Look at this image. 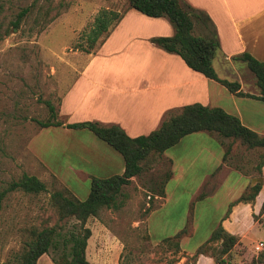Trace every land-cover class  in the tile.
Wrapping results in <instances>:
<instances>
[{
	"label": "rangeland",
	"instance_id": "374dc122",
	"mask_svg": "<svg viewBox=\"0 0 264 264\" xmlns=\"http://www.w3.org/2000/svg\"><path fill=\"white\" fill-rule=\"evenodd\" d=\"M0 5V194L6 193L0 209V264L14 262L32 238V232L46 227H56L60 231L57 237L60 248L52 249L49 254L53 259L64 250L63 238L67 232L79 222L72 217L62 220L52 202V193L67 189L78 199L86 200L91 179L96 177L94 174L97 177L106 174L91 163L92 159L105 153L124 163L118 151L90 130L65 126L79 119L70 120L66 106L60 112L63 93L76 80L81 79L83 85L87 83V77H80L87 64H112L121 66L122 70L123 65L138 60L135 51L141 46L134 42L137 36L169 31L157 20L132 9L129 0H0ZM25 7H29L30 12L16 28L12 22ZM103 9L123 15L130 10L125 15L124 26L112 36L115 26L108 35L100 38L92 53H87L84 50L86 36ZM165 21L171 23L168 18ZM195 33L211 35L201 21L195 23ZM108 37H112L111 41L102 46ZM215 58L214 66L220 76L232 81L242 80L249 92L259 90L254 73L244 61L232 59L227 62L220 50ZM88 88L87 84L83 91ZM223 89L228 93L226 88ZM80 94L69 102L68 107L80 105ZM47 101L55 106L56 119L62 121L63 126L43 128L39 124V121L52 119ZM246 106L257 121L264 117V102L248 100ZM205 135L206 139L185 142L182 147L189 146L192 156L198 151L202 156L208 155L209 152L200 153L197 146H218V134L210 136L205 132ZM230 143L227 165L250 177H259L263 150L248 149L230 139L225 142L226 149ZM175 149L179 150L181 146ZM195 166L198 177L204 171V165L197 161ZM170 171V162L163 155H156L150 169L133 177L131 184L123 187L119 196L123 203L121 208H104L98 217L89 218L87 226L95 230L89 256L87 254L92 264L198 263L202 255H195L197 249L208 240L216 224L222 225L230 216L238 203L236 199L227 201L237 195L242 182L237 183L238 175L234 173L217 195L189 204L197 183L173 181L169 189L174 198L168 206L161 207L160 185ZM24 174L40 178L47 190L41 193L8 191L10 184ZM208 187L213 188L214 184ZM229 189L233 195H225ZM192 204L193 234L177 249L164 239L186 226ZM256 220V216H252L244 226L252 225ZM261 221L250 232L252 243L236 245L226 255L227 264H251L264 253V249L256 251L259 242H264V217ZM111 239L119 243V247Z\"/></svg>",
	"mask_w": 264,
	"mask_h": 264
},
{
	"label": "crops",
	"instance_id": "0c3cea01",
	"mask_svg": "<svg viewBox=\"0 0 264 264\" xmlns=\"http://www.w3.org/2000/svg\"><path fill=\"white\" fill-rule=\"evenodd\" d=\"M185 1L211 17L221 42L222 57L227 62H232L233 56L244 52H248L257 59L264 61V0ZM129 10L127 11L129 12ZM128 12H125L111 32L112 36L124 26L125 15ZM152 19L161 23L169 32L137 36L134 42L141 46L135 51L138 60L132 61L130 65H123L122 70L121 66L112 64H87L82 68L80 77L88 78L85 85L88 84L89 88L86 92L83 91L85 85L80 83L81 79L76 80L63 93L60 112L66 106L70 120L76 118L79 119L76 122L99 121L104 124H119L131 137H137L156 130L170 111L188 104L201 103L212 107H222L227 112L238 116L243 124L264 135V117L257 121V118L250 114L249 108L246 106L248 100L257 102L262 100L239 97L231 93L221 83L192 70L179 55L166 52L156 46L151 42V38L172 36L175 30L171 23L165 21L166 18ZM111 39L112 37L105 39L102 46H106ZM94 56L95 54L91 58L93 59ZM91 72L94 74H90ZM219 77L225 78L220 75ZM239 82L243 92L259 95L260 92L257 88L253 92H249L247 85L242 80H239ZM223 88H226L228 93H225ZM79 94L81 96L80 105L68 107L69 102L77 98ZM84 106H86V111ZM206 133L210 136L216 134ZM216 136L219 142L218 146H210V144L197 146L200 148V153L209 152L208 155L202 156L198 151L197 155L192 156L189 146L184 145L182 147L185 142L206 139L205 131L185 136L177 145L166 151L168 152L167 155L166 152L163 154L171 164L172 176L166 186L165 195L161 197L163 201L160 206L166 207L172 202L174 195L169 189V184L173 181L197 183L198 186L188 201L191 204L193 201H197V197L203 192L205 186L211 183L214 184V187H208V196L205 199L217 195L223 189V185L229 183V179L235 173L238 175L237 183L240 182L241 184L242 182V186L237 195H233L232 189H229L225 195L233 196L228 199L227 203L232 199L237 201L247 186H252L253 182L261 185L255 201L249 203L237 202L238 204L235 205L230 216L228 215L229 217L227 216L222 222V226L227 231L241 237L239 245H249L252 243L249 238L250 232L256 227L257 223L263 222L261 219L264 217V214L261 215L264 204V167L262 168V174L253 178L239 169L227 165L223 161V157L226 150L225 142L228 139L219 135ZM177 146H181V149L176 150ZM197 161L204 165V171L198 177H196L197 172H195ZM91 163H95L101 171L106 173L101 177L122 174L125 170V161L123 163L118 157L110 154L104 153L103 156H98L95 160L92 159ZM219 167H221L220 170H218ZM94 176L97 177V174H94ZM257 178H262V181H254ZM218 185L219 189H217ZM252 216H256V223L244 226L245 221L250 220ZM219 225V223L216 224L211 230V234ZM91 230L92 236L87 246L88 256L91 240L95 234V230L93 228ZM188 238H183L182 242ZM110 241L119 247V243H116L114 239ZM37 264L55 263L49 254H44L39 258ZM197 264L216 263L213 258L202 255Z\"/></svg>",
	"mask_w": 264,
	"mask_h": 264
},
{
	"label": "trees",
	"instance_id": "16d2710c",
	"mask_svg": "<svg viewBox=\"0 0 264 264\" xmlns=\"http://www.w3.org/2000/svg\"><path fill=\"white\" fill-rule=\"evenodd\" d=\"M130 7L152 18H168L174 27L172 36H156L151 42L166 52L179 55L192 70L201 73L224 85L231 93L239 97H250L264 101V61L257 59L248 52L233 56V60L244 61L256 77L259 95L245 93L241 83L219 77L214 59L221 48V42L211 17L202 10L192 7L185 0H129ZM2 6L0 5V10ZM30 8H23L15 21L14 27L19 28L22 20L29 14ZM123 14L109 9L101 10L95 18L91 30L86 36L87 53H92L100 38L110 31L122 19ZM201 21L209 29L211 35L195 33V23ZM1 37V36H0ZM1 40V39H0ZM51 111V120L39 121L43 128L59 127L64 123L56 119L57 112L52 102L47 101ZM69 129H88L108 145L118 151L124 158L125 170L122 174L109 177H92L91 190L86 200H80L67 189H59L52 193V202L57 207L62 220L76 218L79 222L69 230L63 238L64 250L59 257H54L55 264H92L87 258V246L92 230L87 226L90 217H98L104 208H121L119 201L123 187L131 184L133 177L142 175L151 168V162L156 155H163L167 150L177 145L185 136L196 132L216 133L219 136L240 142L248 149H262V163L259 173L264 167V135L243 124L241 119L222 107H212L201 103L185 105L170 111L161 125L150 132L137 137H131L119 124H104L99 121H80L67 123ZM232 144L225 150L223 161L230 154ZM219 167L218 170H220ZM172 176V171L160 185L159 195H165V189ZM261 189L260 184L248 185L236 202H253ZM23 190L31 193H41L47 190L46 184L37 176L24 174L19 180L13 181L8 191ZM208 185L197 197L198 201L208 195ZM6 193L0 194L1 202ZM261 213H264V204ZM194 204L188 217V223L174 236L164 239L179 249L182 240L193 234ZM56 227H46L34 230L32 238L27 242L22 254L14 261L4 264H37L44 254H50L52 249L60 248V235ZM241 237L227 231L222 225L216 227L210 238L196 251V256L204 255L214 259L216 264H227L226 255L239 243ZM218 244L220 247H218ZM251 264H264V253L254 259Z\"/></svg>",
	"mask_w": 264,
	"mask_h": 264
},
{
	"label": "built area",
	"instance_id": "2783aa9c",
	"mask_svg": "<svg viewBox=\"0 0 264 264\" xmlns=\"http://www.w3.org/2000/svg\"><path fill=\"white\" fill-rule=\"evenodd\" d=\"M264 249V242H259L258 247L256 248V251H261Z\"/></svg>",
	"mask_w": 264,
	"mask_h": 264
},
{
	"label": "water",
	"instance_id": "95a60500",
	"mask_svg": "<svg viewBox=\"0 0 264 264\" xmlns=\"http://www.w3.org/2000/svg\"><path fill=\"white\" fill-rule=\"evenodd\" d=\"M254 181H256V182H261L262 181V178H257V179H254ZM256 183L255 182H253V184H252V186H254Z\"/></svg>",
	"mask_w": 264,
	"mask_h": 264
}]
</instances>
